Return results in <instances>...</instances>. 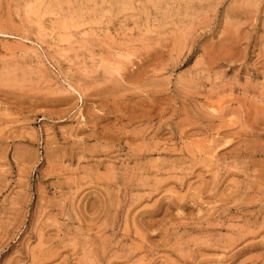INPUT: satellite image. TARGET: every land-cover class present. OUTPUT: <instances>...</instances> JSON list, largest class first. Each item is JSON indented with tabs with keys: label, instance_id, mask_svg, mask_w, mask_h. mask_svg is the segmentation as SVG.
<instances>
[{
	"label": "rangeland",
	"instance_id": "1",
	"mask_svg": "<svg viewBox=\"0 0 264 264\" xmlns=\"http://www.w3.org/2000/svg\"><path fill=\"white\" fill-rule=\"evenodd\" d=\"M0 264H264V0H0Z\"/></svg>",
	"mask_w": 264,
	"mask_h": 264
}]
</instances>
